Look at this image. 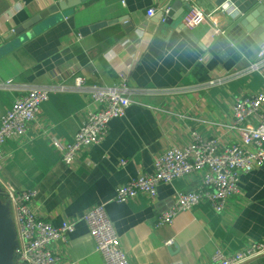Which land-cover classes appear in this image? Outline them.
Segmentation results:
<instances>
[{"label": "crops", "instance_id": "crops-1", "mask_svg": "<svg viewBox=\"0 0 264 264\" xmlns=\"http://www.w3.org/2000/svg\"><path fill=\"white\" fill-rule=\"evenodd\" d=\"M62 1L0 0V123L18 97L32 88L49 90L26 134L4 142L0 186L34 190L30 205L39 216L55 226L74 224L50 245L53 252L76 264H106L83 219L101 203L130 264H208L217 251L229 255L263 239L264 165L241 175L239 191L223 211L205 201L162 226H155L159 214L178 192L195 189L202 171L161 182L155 198L140 193L118 202L114 196L117 186L152 172L166 149L188 144L192 132L221 146L238 143L233 105L238 97L264 90V63H258L264 56H252L245 47L230 52L212 47L210 23L190 29L181 18L162 21L172 0H87L47 16L30 29L31 36H12L16 26ZM191 1L213 14L223 30L219 35H226L235 14L252 0L220 6L215 0ZM150 8L156 9L151 16ZM116 18L127 19L133 29L126 32L119 21L87 35L80 31ZM254 63L260 66L253 69ZM125 76L132 100L126 113L110 121L100 142L73 163L63 162L53 141L71 142L95 108L94 87L119 88ZM78 77L84 80L80 87ZM241 264H264V255Z\"/></svg>", "mask_w": 264, "mask_h": 264}, {"label": "built area", "instance_id": "built-area-1", "mask_svg": "<svg viewBox=\"0 0 264 264\" xmlns=\"http://www.w3.org/2000/svg\"><path fill=\"white\" fill-rule=\"evenodd\" d=\"M168 10L169 7L165 8L163 14L166 15ZM155 11V8H150L148 15H153ZM183 23L190 29L210 23L214 28L213 36L223 33V30L217 26L214 15L206 13L196 5H192L185 14ZM259 55L264 56V46L259 51ZM258 63H264V59ZM258 63L252 64L251 67L258 68L260 66ZM83 81L78 77L76 85L82 86ZM126 81L125 76L119 88L94 87L92 97L95 108L88 113L86 121L80 126L73 140L53 141L55 146L60 148L63 162L73 163L83 149L100 142L105 137L112 119L126 113L132 102L125 91ZM48 97V89L32 88L18 97L2 116L0 170L5 159L4 142L26 134L28 126L36 120L41 104ZM263 103L264 90L235 100L233 124L239 130L238 143L221 146L215 138H205L197 132H192L188 144L170 147L158 155L152 172L141 174L117 186L114 199L125 202L140 193L155 198L157 187L161 182H171L178 177L202 171L199 185L193 190L178 192L172 205L159 214L155 226L171 224L178 212L205 201L215 211H223L228 198L239 191L241 175L264 165V113L261 111ZM125 162L121 160V163ZM1 191L3 201L9 202L14 211L18 239V245L15 247V264H76L59 258L50 247L54 241L74 230L73 223L64 222L60 226H55L39 216L30 205L35 196V191L32 189L16 190L6 185L1 186ZM83 219L106 264H130L127 254L121 248L119 235L108 217L105 203L88 209ZM171 243L172 240L167 242V244ZM262 255H264V238L253 241L245 248L229 255L217 251L208 264H241Z\"/></svg>", "mask_w": 264, "mask_h": 264}, {"label": "water", "instance_id": "water-1", "mask_svg": "<svg viewBox=\"0 0 264 264\" xmlns=\"http://www.w3.org/2000/svg\"><path fill=\"white\" fill-rule=\"evenodd\" d=\"M87 0H64L37 13L29 20L19 24L13 29L12 36L23 39V34L33 35L34 26L44 20L47 16L58 12H64L73 6ZM228 0H215V5L220 6ZM260 0H252L240 13L235 14L226 32V35H216L212 38V47H223L227 52L235 51L237 48H249L252 56L259 52L264 46V5L259 4ZM192 1L172 0L166 15L161 12L160 18L164 15V22L173 24L179 18L183 19L191 9ZM122 22L126 32L133 29V24L125 18L103 20L80 28L83 35L103 28L107 25ZM35 28V27H34ZM233 53V52H231ZM238 53L239 52H234ZM249 56V55H248ZM18 245L15 224L10 214V207L7 201L2 199L0 186V264H15V247Z\"/></svg>", "mask_w": 264, "mask_h": 264}, {"label": "bare ground", "instance_id": "bare-ground-1", "mask_svg": "<svg viewBox=\"0 0 264 264\" xmlns=\"http://www.w3.org/2000/svg\"><path fill=\"white\" fill-rule=\"evenodd\" d=\"M128 86V85H127ZM116 118H118V117H116ZM235 129V128H234ZM1 178V177H0ZM2 179V178H1ZM191 190V189H190ZM243 248V247H242Z\"/></svg>", "mask_w": 264, "mask_h": 264}]
</instances>
